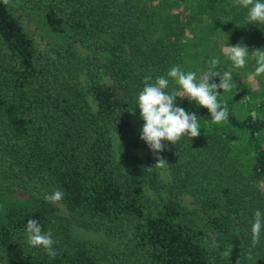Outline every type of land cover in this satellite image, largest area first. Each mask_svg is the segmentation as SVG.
Returning a JSON list of instances; mask_svg holds the SVG:
<instances>
[{"label": "trees", "instance_id": "obj_1", "mask_svg": "<svg viewBox=\"0 0 264 264\" xmlns=\"http://www.w3.org/2000/svg\"><path fill=\"white\" fill-rule=\"evenodd\" d=\"M247 11L234 0H0V192L25 193L0 221V264H264V229L255 247L251 232L264 213V74L251 57L264 24H247ZM220 39L248 47L244 68L230 69ZM214 57L242 77L218 89L228 119L214 123L168 78L201 135L162 141L164 180L137 150L153 151L136 105L144 78L180 66L199 81ZM56 190L68 217L44 199ZM28 219L51 232L54 259L28 244Z\"/></svg>", "mask_w": 264, "mask_h": 264}, {"label": "clouds", "instance_id": "obj_2", "mask_svg": "<svg viewBox=\"0 0 264 264\" xmlns=\"http://www.w3.org/2000/svg\"><path fill=\"white\" fill-rule=\"evenodd\" d=\"M5 5L10 0H3ZM234 5L242 6L247 9V24H264V0H234ZM223 54L232 62L234 68H244L248 62L250 51L246 45L236 44L234 46L225 45L222 48ZM251 57L255 60V76L264 74V48L251 51ZM210 68L205 75L197 80V73L189 71L185 73L180 66H173L165 76H159L152 82L151 76L144 78V87L139 92L136 105L139 106L140 116L145 121L141 139L146 141L150 149L154 152L162 151L165 145L162 141H169L173 144L183 137L190 138L201 135L197 114L188 112L183 107L177 106V93H169V79L178 83L191 102L209 110L214 123L220 124L228 119L227 107H222L218 101L220 92L231 91L234 87L233 73L231 71H221L218 69L220 60L214 57L208 61ZM214 77H219L220 82L216 83ZM210 81H212L210 83ZM134 111V109H133ZM165 160L160 158L155 167H163ZM153 168L148 167L151 171ZM64 193L56 190L51 194L45 195L44 199L50 203L62 200ZM262 229H264V213L257 209L254 211V221L251 226L252 246L255 247L260 240ZM27 242L33 247H43L46 254L55 258L57 252L53 245L55 241L51 232H43L42 225L35 219H28L26 223ZM251 259V252H249Z\"/></svg>", "mask_w": 264, "mask_h": 264}, {"label": "rangeland", "instance_id": "obj_3", "mask_svg": "<svg viewBox=\"0 0 264 264\" xmlns=\"http://www.w3.org/2000/svg\"><path fill=\"white\" fill-rule=\"evenodd\" d=\"M29 28L34 30L33 33H34L36 39L39 42L43 43L42 42L43 41V39H42L43 32L38 27H36L35 24H32V23H29ZM220 41L222 43L220 45V48H221L220 52L222 54H223L222 48L225 47L226 44L229 45V46H234L236 44H241V42H238V41H225V39L224 40L220 39ZM76 48H77V51H78V53H79V55L81 57H86L87 54L90 53V50L88 48H86L85 46L81 45V44H77ZM223 57H224V59L227 60L229 66H230V69H232V66H231L232 62L230 60H228V58L224 54H223ZM81 77L84 78V74L81 75ZM240 78H242V77H240L237 74L235 75V72L233 73V80H235V79L238 80ZM246 78L249 81H251V79H252L250 74H248L246 76ZM251 85H253V83H251ZM90 100L92 101L91 97H90ZM93 104H94V102H93ZM131 119H132L133 125L136 128L140 127L141 122H140L139 117H137L136 115L132 114V118ZM113 138H114L116 156L121 160L123 157H121L122 151L118 147V141H117L118 139H117V137L115 135L113 136ZM137 150H138L139 155L142 158H145V157L148 158L150 166H152L153 168H156L159 171L161 177L164 180H168L169 179V172H168V169L166 167V163L164 164L163 167H155V165L158 163V160L160 158H162L160 155H158L157 153H155L153 151L148 150L147 148H143V147H138ZM181 198H182V202L188 204L189 206H194L196 204V202L194 201L193 197L191 195H189V194H184V195H182ZM24 199H25V193L19 187H14V189H12V190H5V191L0 192V221L3 220L4 213L6 212V209H7V207L10 204H15V205L16 204H20ZM58 205H59V208H60L59 209V213L62 214L63 216L68 217V212L65 209V207L63 206V204L58 201ZM76 234L78 236H85V237L87 236V237L94 238V239H96V238L97 239L104 238V235L101 232H99V231H90V230H86V229H80L79 231L76 232Z\"/></svg>", "mask_w": 264, "mask_h": 264}]
</instances>
